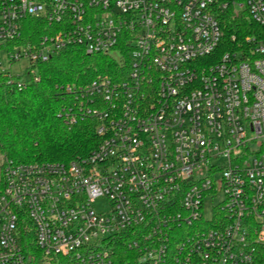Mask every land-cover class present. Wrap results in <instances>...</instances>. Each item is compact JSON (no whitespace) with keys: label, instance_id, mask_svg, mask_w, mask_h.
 <instances>
[{"label":"built area","instance_id":"2783aa9c","mask_svg":"<svg viewBox=\"0 0 264 264\" xmlns=\"http://www.w3.org/2000/svg\"><path fill=\"white\" fill-rule=\"evenodd\" d=\"M227 14L259 29L216 54ZM26 18L43 22L36 39ZM71 48L113 61L61 84L58 115L88 118L97 142L69 161L0 154V264H259L264 0H0V49L28 62L0 87Z\"/></svg>","mask_w":264,"mask_h":264},{"label":"trees","instance_id":"16d2710c","mask_svg":"<svg viewBox=\"0 0 264 264\" xmlns=\"http://www.w3.org/2000/svg\"><path fill=\"white\" fill-rule=\"evenodd\" d=\"M23 35L37 38L43 22L26 18ZM223 41L216 54L232 50L235 40L255 33L259 27L241 15L227 14L222 20ZM234 35L230 45L228 39ZM12 46V45H10ZM113 61L105 55L87 54L78 48L54 53L36 65L39 81L23 89L0 87V154L16 162L69 161L86 155L97 142L94 124L88 118L66 122L61 108V84L84 83L105 72ZM28 223V221H27ZM30 224V223H29ZM26 251H35L34 236L22 238ZM259 264H264V245L255 247Z\"/></svg>","mask_w":264,"mask_h":264},{"label":"rangeland","instance_id":"374dc122","mask_svg":"<svg viewBox=\"0 0 264 264\" xmlns=\"http://www.w3.org/2000/svg\"><path fill=\"white\" fill-rule=\"evenodd\" d=\"M110 55L114 58H117V54L116 53H110ZM28 62L26 59H21L17 62H12L9 63L8 61V57H7V53L3 50L0 49V69L4 70V71H9L10 73L14 74V73H18V74H24L26 71V66H27ZM75 159V158H72ZM71 160V159H70ZM32 162V161H30ZM33 162H40V161H33ZM218 200L217 197L213 198V204L216 203ZM212 202H208L205 205L204 208V212H205V216L208 217L210 215V205ZM94 208L96 210H103L106 208L107 206V202L104 198H98L96 199V201L93 204Z\"/></svg>","mask_w":264,"mask_h":264}]
</instances>
